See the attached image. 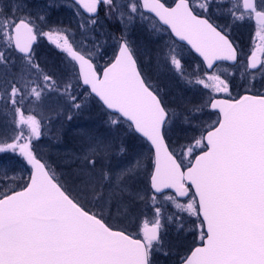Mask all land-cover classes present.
<instances>
[{
    "label": "snow or ice",
    "instance_id": "1",
    "mask_svg": "<svg viewBox=\"0 0 264 264\" xmlns=\"http://www.w3.org/2000/svg\"><path fill=\"white\" fill-rule=\"evenodd\" d=\"M62 5L80 40L49 22ZM253 22L245 51L233 31ZM137 26L163 41L176 100L143 70ZM91 104L111 136L87 138L69 183L36 142ZM0 175V264H264V0H0Z\"/></svg>",
    "mask_w": 264,
    "mask_h": 264
},
{
    "label": "rangeland",
    "instance_id": "2",
    "mask_svg": "<svg viewBox=\"0 0 264 264\" xmlns=\"http://www.w3.org/2000/svg\"><path fill=\"white\" fill-rule=\"evenodd\" d=\"M30 5L45 4V0H28ZM61 12L52 21V13L49 15V22L57 23L56 25H64L71 28L76 32V39L80 40L81 37L77 29V17L74 15V10L67 6L59 8ZM248 30H246L247 34ZM37 57L42 65H47L48 68L53 69L51 61V54L47 49V40L42 39L36 48ZM179 88V87H178ZM180 90L172 92L171 100H176L180 96ZM107 117L102 116L97 109H86L81 115L76 116L71 122L65 121L64 127L56 138L54 132H48L40 141L36 142L39 146L38 151L42 157L53 167L56 168L57 172H62L64 178L69 183H78L84 177H78L75 173L79 168V161L74 159V154L79 155L83 152L87 146L88 137H97L101 139H109L111 136L110 130L107 127L105 121ZM56 126L59 127V122H56ZM129 151H134L139 148V145L135 141L128 140ZM5 157V162L8 160ZM13 163L9 166V178L15 177L16 181L19 182L21 175H27L29 169L27 165L19 158L12 157ZM124 157H114L112 160L113 166H118L124 163ZM5 179L0 175V180Z\"/></svg>",
    "mask_w": 264,
    "mask_h": 264
},
{
    "label": "flooded vegetation",
    "instance_id": "3",
    "mask_svg": "<svg viewBox=\"0 0 264 264\" xmlns=\"http://www.w3.org/2000/svg\"><path fill=\"white\" fill-rule=\"evenodd\" d=\"M45 1L47 2V0ZM63 6L64 5H62L61 7ZM72 9L74 10V8ZM61 12L59 11V8L52 9L51 10L52 21ZM52 24L56 25L57 23H52ZM60 26L67 27L64 25H60ZM246 30H248L247 34H246ZM254 33H255L254 22L251 24L246 23L243 26L234 29L233 38L236 43H238L245 51H247L252 46V41L254 39ZM130 37L136 42V44L141 49L140 63L142 65L143 70L147 71V73L152 76L153 80L158 82L162 88H165L170 93V95L168 96V98H170L172 92H176L177 89L180 90L183 86L177 83L174 79H172L170 74L167 73L164 69L161 68L157 70L156 63H155V54L158 50L159 44L163 43V41L158 40L155 37L149 36L147 32H143L142 30H140L138 26L134 28L133 31L130 33ZM164 39L166 40L167 37L164 36ZM47 49L49 50V54H51V59H52L51 61H53L52 62L53 69L62 68L63 67V64H62L63 54L60 53L59 50L56 49L54 45H51L48 42H47ZM105 50L108 52L109 55L111 54L110 47L106 48ZM106 58L107 57H105V59ZM131 141L133 142V140Z\"/></svg>",
    "mask_w": 264,
    "mask_h": 264
},
{
    "label": "trees",
    "instance_id": "4",
    "mask_svg": "<svg viewBox=\"0 0 264 264\" xmlns=\"http://www.w3.org/2000/svg\"><path fill=\"white\" fill-rule=\"evenodd\" d=\"M97 109V112H99L102 116H105L104 115V113H103V111L99 108V106L98 105H96V104H91V105H89L88 107H86V109ZM85 112V109L83 110V112L81 113V115L83 114Z\"/></svg>",
    "mask_w": 264,
    "mask_h": 264
}]
</instances>
